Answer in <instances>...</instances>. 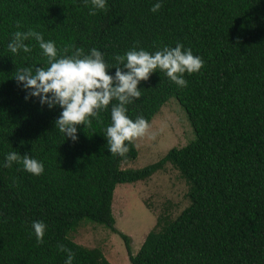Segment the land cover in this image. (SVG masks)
<instances>
[{
    "label": "trees",
    "instance_id": "16d2710c",
    "mask_svg": "<svg viewBox=\"0 0 264 264\" xmlns=\"http://www.w3.org/2000/svg\"><path fill=\"white\" fill-rule=\"evenodd\" d=\"M156 2L106 0V10L89 15L90 0L87 6L84 0H0V264H65L59 244L75 253L72 264H109L99 249L68 238L81 220L117 234L129 264H264V0H160L153 13ZM28 29L59 50L96 48L109 66L134 46L149 53L177 43L191 49L204 65L184 74L187 87L157 69L126 107L133 121L149 122L174 99L192 139L155 163L121 169L137 151L127 141L125 156L108 150L105 130L116 100L100 113L101 122L78 126L76 141L66 138L55 127L59 106L26 101L14 79L17 69L49 66L34 39L25 41L30 53L8 49L13 33ZM12 151L42 162L43 174L17 163L3 167ZM166 164L184 181L188 204L174 219L158 217L132 254L130 238L113 227V190ZM34 221L47 225L43 244L36 242Z\"/></svg>",
    "mask_w": 264,
    "mask_h": 264
},
{
    "label": "clouds",
    "instance_id": "9594fccd",
    "mask_svg": "<svg viewBox=\"0 0 264 264\" xmlns=\"http://www.w3.org/2000/svg\"><path fill=\"white\" fill-rule=\"evenodd\" d=\"M88 3L89 0H84L85 6ZM90 3L89 15H96V10H106V0H90ZM161 7L160 0H157L150 11L155 13ZM19 27L21 25L17 22ZM30 39L38 43L49 66L16 70L14 79L26 91L25 100L36 97L41 106L47 105L49 109L59 106L62 111L55 120V127L72 141L78 139V126L91 127L93 118L101 122L100 113L107 110L113 100L118 101L111 107L112 122L106 127L105 138L109 152L119 156H125L129 151L126 141L131 143L145 136H153L145 118L138 116L133 121L127 115L126 106L141 97L139 83L147 81L159 69L179 87H187L184 74L199 72L204 65L200 56H194L191 49L177 43L174 48L165 46L155 53L137 50L134 46L124 55L115 56L116 65L109 66L96 48L85 54L82 48L66 44L59 50L55 41H45L42 33L34 29L14 32L8 49L13 54L21 50L30 53L32 49L25 43ZM112 68H115L114 75L109 74ZM13 163L22 164L23 169L34 176L44 172L43 163L28 154L21 155L17 151L8 153L3 167L10 168ZM31 227L37 244H43L47 225L34 221ZM57 248L66 254L65 264H72L75 253L63 244Z\"/></svg>",
    "mask_w": 264,
    "mask_h": 264
},
{
    "label": "rangeland",
    "instance_id": "374dc122",
    "mask_svg": "<svg viewBox=\"0 0 264 264\" xmlns=\"http://www.w3.org/2000/svg\"><path fill=\"white\" fill-rule=\"evenodd\" d=\"M152 138L132 141L137 156L121 169H140L157 162L170 148L184 146L192 139L191 128L174 99H169L149 121ZM187 187L169 164L144 181L116 185L111 200L114 228L130 238L131 253L137 252L158 217L174 219L188 201ZM68 238L85 248L99 249L109 264H129L120 237L110 230L81 220Z\"/></svg>",
    "mask_w": 264,
    "mask_h": 264
}]
</instances>
